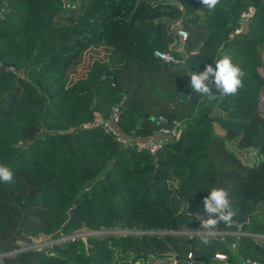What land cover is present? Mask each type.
Wrapping results in <instances>:
<instances>
[{"label":"trees","instance_id":"trees-1","mask_svg":"<svg viewBox=\"0 0 264 264\" xmlns=\"http://www.w3.org/2000/svg\"><path fill=\"white\" fill-rule=\"evenodd\" d=\"M248 7L253 18L230 38ZM176 23L187 38L170 47ZM95 46L103 59L66 83ZM155 50L178 63L157 61ZM263 50L264 0H221L214 11L200 0H0V164L13 172L11 184L0 182V264H171L163 258L173 253L177 264H219L157 234L188 222L183 205L207 216L202 201L214 188L228 192L233 219H247L216 224L231 244L220 253L228 264H264V244L252 238L264 237ZM224 54L245 73L244 87L235 96L213 89L209 101L188 73L215 68ZM116 106L125 136L147 139L159 117L183 128L153 157L82 127ZM113 225L142 234L61 240ZM41 236L60 241L33 248Z\"/></svg>","mask_w":264,"mask_h":264},{"label":"clouds","instance_id":"clouds-1","mask_svg":"<svg viewBox=\"0 0 264 264\" xmlns=\"http://www.w3.org/2000/svg\"><path fill=\"white\" fill-rule=\"evenodd\" d=\"M200 3L209 11H214L221 0H200ZM188 75H190V88L209 101L215 99L213 89L225 95L235 96L238 90L244 87L245 73L228 54L215 61V68L206 65L202 72H189ZM0 182L8 184L13 182V172L2 164H0ZM228 195L226 190L214 188L203 199L204 212L209 217H214L205 222L206 227H214L220 222L230 224L236 213L230 205ZM202 242L207 244L208 240L203 239Z\"/></svg>","mask_w":264,"mask_h":264},{"label":"rangeland","instance_id":"rangeland-1","mask_svg":"<svg viewBox=\"0 0 264 264\" xmlns=\"http://www.w3.org/2000/svg\"><path fill=\"white\" fill-rule=\"evenodd\" d=\"M71 1H78V0H71ZM176 47H179L178 45H175ZM104 55V46H95V47H90L85 49L80 57L73 63V65L70 67V69L67 71L66 76H65V82L70 83L74 80H77L81 78L84 73L86 72L87 68L89 65L92 63L94 60H102ZM262 58H263V67L262 71L264 72V50L262 52ZM129 61V60H128ZM179 68V67H178ZM215 133L218 135H222V132L216 127L215 125ZM182 213L183 214H188V222L182 224L177 231L173 232H157L159 236H164V235H169L170 237H173L175 239H179L180 242H182L181 245L178 247L182 248H188L189 243H194L196 247V254L198 255L199 253L205 254L210 260H213V255L217 252H220L221 248L227 246L230 249V243H227L225 239H223L224 235L217 230L216 225L214 227H206L205 222L208 219H213L214 217H207L206 220L202 221L203 218L198 217L199 215L192 211L190 207L187 205L182 206ZM197 215V216H196ZM198 217L201 226L195 227V224L191 222L189 219H194ZM90 231H87L86 229H81L75 235H77L79 238L82 240L85 239V235H89ZM127 234H136V235H141L142 233L139 231H132L128 228H119L117 225H113L111 228L106 229V230H100L97 233V236H124ZM77 237V238H78ZM252 238L254 241L258 244H264V237L262 236H257V235H252ZM203 239H207L208 243L204 244L202 242ZM59 241H54L51 240L48 237L41 236L39 238H35L32 241V247L33 248H40V247H46L48 245H51L53 243H56ZM227 243V244H226ZM225 244V245H224ZM173 245L176 246L178 245L177 243L173 242ZM214 246L218 247L216 249ZM26 246L22 245L21 250L25 249ZM15 253H10L4 256H10ZM186 255V253H185ZM187 256V255H186ZM3 256H0V261ZM193 259V257H192ZM215 261V260H213ZM238 264V263H235Z\"/></svg>","mask_w":264,"mask_h":264},{"label":"built area","instance_id":"built-area-1","mask_svg":"<svg viewBox=\"0 0 264 264\" xmlns=\"http://www.w3.org/2000/svg\"><path fill=\"white\" fill-rule=\"evenodd\" d=\"M65 8H70V4L65 3ZM255 14L254 7H248L246 10L242 11L239 20L238 26L230 35V38L240 35L243 31L244 26L253 18ZM176 37L180 41L179 44H183L187 38V31L183 28L176 30ZM154 57L157 61L167 64V65H176L178 60H176L171 54L159 50L154 51ZM119 108L113 107L110 111L109 117H103L98 111L93 113V119L90 123L84 124L83 128H99L103 131L104 134L108 135L115 143L119 144L122 147H128L137 153H146L150 156H157L164 150V147L167 143L176 140L183 128V124L178 121H173L172 124H168L167 120L159 117L158 123L159 128L153 132L150 137L145 140H138L130 136H125L121 133L119 127ZM100 231V230H98ZM98 231H92L89 235H97ZM89 235H85L89 236ZM237 235H242L237 233ZM77 235H72L70 237L62 238L61 240L77 238ZM79 238V237H78ZM60 241V240H58ZM231 248L234 250L235 245H232ZM187 259H192V254H187ZM213 260L220 262L222 264H228L227 256L223 253L217 252L213 255ZM171 264H177L175 260L171 261ZM240 264H257L251 260H242Z\"/></svg>","mask_w":264,"mask_h":264},{"label":"crops","instance_id":"crops-1","mask_svg":"<svg viewBox=\"0 0 264 264\" xmlns=\"http://www.w3.org/2000/svg\"><path fill=\"white\" fill-rule=\"evenodd\" d=\"M176 24H179L180 25V23H176ZM175 24V25H176ZM174 27V26H173ZM173 27H171V29L170 30H168L167 32H166V34H165V37H167V42H168V45L170 46V47H172V46H174V45H178L179 43H180V41L177 39V37H176V31L174 32L173 31ZM262 60H263V58H262ZM261 72H262V74L264 75V72L262 71V68H261ZM259 112L264 116V89H263V91H262V97H261V99H260V103H259ZM207 217H208V215L207 216H205V218H203L202 219V221H204V220H206L207 219ZM223 234V233H222ZM236 235H237V233H235ZM224 235V234H223ZM181 254H183V253H181ZM174 256H176V253H173V255L170 257V256H167V257H165V258H163V260L165 261V262H170V261H172L174 258ZM195 258H197V256H194L193 257V259H191L190 261H194V259ZM215 262H217V261H215ZM217 263H219V264H222V263H220V262H217Z\"/></svg>","mask_w":264,"mask_h":264},{"label":"water","instance_id":"water-1","mask_svg":"<svg viewBox=\"0 0 264 264\" xmlns=\"http://www.w3.org/2000/svg\"><path fill=\"white\" fill-rule=\"evenodd\" d=\"M175 4H177V3H175ZM181 27V25H179V24H176V25H174V27H173V31L175 32L177 29H179ZM74 217V213H73V210L71 209L70 211H69V218L71 219V218H73ZM246 218H241V219H232V221L231 222H234L237 226H240L242 223H244V222H246ZM201 261H204V262H207L206 260H203V259H201V258H195L194 259V262H201Z\"/></svg>","mask_w":264,"mask_h":264}]
</instances>
